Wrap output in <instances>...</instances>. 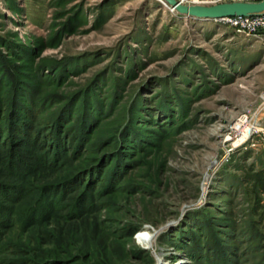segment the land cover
Segmentation results:
<instances>
[{"label": "rangeland", "instance_id": "374dc122", "mask_svg": "<svg viewBox=\"0 0 264 264\" xmlns=\"http://www.w3.org/2000/svg\"><path fill=\"white\" fill-rule=\"evenodd\" d=\"M12 94L43 140L58 115L76 125L83 98L99 110L88 136L95 143L65 157L53 180L71 181L79 169L104 180L68 181L76 190L57 197L62 205L78 198L74 219L64 206L22 228L19 206L33 201L24 197L8 241L59 257L70 251L84 264H264V33L181 17L160 0H0V99ZM250 125L258 132L238 145ZM118 131L132 144L106 161ZM69 137L77 146L75 132ZM28 177L41 185L48 174ZM142 230L155 234L154 247L137 237ZM179 243L204 259L190 260Z\"/></svg>", "mask_w": 264, "mask_h": 264}, {"label": "trees", "instance_id": "16d2710c", "mask_svg": "<svg viewBox=\"0 0 264 264\" xmlns=\"http://www.w3.org/2000/svg\"><path fill=\"white\" fill-rule=\"evenodd\" d=\"M94 99V98H93ZM21 98H17L14 94L6 99H0V146L3 148L4 154H0V164L5 171L12 172L11 174L18 178L21 183L8 182L3 179V173L0 171V264H84L80 261V257L76 259L72 258L70 251H65L66 257H59L60 255L49 254L46 252L35 251V248L28 249L23 245L17 243H12L5 238L7 230H11L14 226L12 215L15 212V205L22 202L24 197L33 196V201L26 206H19L18 213L20 216V227L30 228L42 221L52 218L53 210L63 209L65 206L66 216L65 219L76 218V200L78 198L75 196L73 202L70 205L63 204L58 199V195L66 194L75 191V187H69V182L72 180H80L79 183L87 184L94 187L98 183L102 182L103 176L101 173H85L84 170H76V172L71 176V181L65 180L64 182H56L53 180L57 176L54 172L57 171L59 164L63 162L65 157H74L78 155V151L82 148L85 150L84 146H91L93 143L89 142L88 136L91 134L98 126L100 113L96 109L89 110L91 106L90 102L83 98L78 108L76 116V125L65 127V123L70 121L68 115H58L56 117L57 123H55L54 136H50L46 140L42 139V133L31 128L28 123L23 121L19 112L24 111L21 102ZM88 100V99H87ZM95 100V99H94ZM6 101L10 103V108H6ZM78 100L76 104H78ZM16 106V108H15ZM21 115V114H20ZM65 118V119H64ZM72 132H75L77 146L70 147L69 139ZM67 133V135H65ZM111 141L116 142L115 152L110 158V153L105 152L104 156L107 160H113L115 157L120 160L124 153L128 152L130 144L132 141L129 139V135H125L124 132L118 131L116 137L111 138ZM100 143L99 141H96ZM29 144L31 147L25 149L23 153H18L14 151L16 145ZM72 145V143H71ZM107 146V145H105ZM131 147H137L136 145ZM2 151V152H3ZM25 157H28V161ZM78 159V157H76ZM110 165V162L107 163ZM13 169H10V168ZM17 168V169H16ZM18 169L20 171H18ZM39 170H44L46 176L48 177L45 182L41 185H34L30 182L28 175L36 174ZM121 172V170L119 171ZM117 173L114 177L120 173ZM94 178L89 179V176ZM83 176V177H82ZM77 177V178H76ZM82 178V179H81ZM93 180V181H92ZM75 182V181H73ZM26 184L27 186L23 185ZM73 183L72 185H74ZM112 190V183L109 185ZM63 188V189H62ZM70 188V189H69ZM72 188V189H71ZM69 189V190H68ZM64 198V197H63ZM82 199H79V203ZM87 200H84L78 205V210L81 211L85 207ZM64 216V215H62ZM179 249H184L188 251L187 257L194 262H199L204 259L202 253H193L188 249L187 244L179 243L177 244ZM54 252L58 251L52 249ZM35 251V253L30 254ZM26 253V255H22ZM8 254H11L8 256Z\"/></svg>", "mask_w": 264, "mask_h": 264}, {"label": "water", "instance_id": "95a60500", "mask_svg": "<svg viewBox=\"0 0 264 264\" xmlns=\"http://www.w3.org/2000/svg\"><path fill=\"white\" fill-rule=\"evenodd\" d=\"M171 11L189 19L217 20L227 16H253L264 14V0L257 1H223L185 4L180 0H160ZM221 150L218 159L222 157Z\"/></svg>", "mask_w": 264, "mask_h": 264}, {"label": "built area", "instance_id": "2783aa9c", "mask_svg": "<svg viewBox=\"0 0 264 264\" xmlns=\"http://www.w3.org/2000/svg\"><path fill=\"white\" fill-rule=\"evenodd\" d=\"M181 2L183 0H180ZM223 1H257V0H207L206 2H223ZM218 21L222 22L226 26L232 28L236 33L243 34L245 36H258L260 33H264V14L253 16H227ZM243 125V124H242ZM251 127L248 134L238 143V145L247 142L249 139H253V136L258 132L255 126ZM240 134L236 137V140L243 134L242 128L238 129ZM253 145V144H252Z\"/></svg>", "mask_w": 264, "mask_h": 264}, {"label": "bare ground", "instance_id": "6f19581e", "mask_svg": "<svg viewBox=\"0 0 264 264\" xmlns=\"http://www.w3.org/2000/svg\"><path fill=\"white\" fill-rule=\"evenodd\" d=\"M245 121V120H244ZM236 130L240 129L238 125H235ZM233 129V128H232ZM217 162V161H216ZM137 237L143 241L145 247L152 248L154 247V242L156 239L155 234H152L148 231L142 230ZM154 249V248H153ZM179 262H183V260H180Z\"/></svg>", "mask_w": 264, "mask_h": 264}, {"label": "crops", "instance_id": "0c3cea01", "mask_svg": "<svg viewBox=\"0 0 264 264\" xmlns=\"http://www.w3.org/2000/svg\"><path fill=\"white\" fill-rule=\"evenodd\" d=\"M197 20H200V19H197Z\"/></svg>", "mask_w": 264, "mask_h": 264}]
</instances>
